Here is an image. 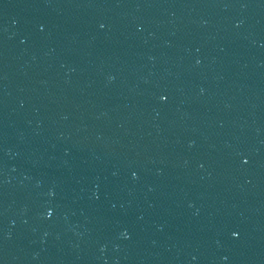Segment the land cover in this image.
I'll list each match as a JSON object with an SVG mask.
<instances>
[{
  "label": "water",
  "instance_id": "95a60500",
  "mask_svg": "<svg viewBox=\"0 0 264 264\" xmlns=\"http://www.w3.org/2000/svg\"><path fill=\"white\" fill-rule=\"evenodd\" d=\"M0 264H264V0H0Z\"/></svg>",
  "mask_w": 264,
  "mask_h": 264
},
{
  "label": "snow or ice",
  "instance_id": "6c2138e0",
  "mask_svg": "<svg viewBox=\"0 0 264 264\" xmlns=\"http://www.w3.org/2000/svg\"><path fill=\"white\" fill-rule=\"evenodd\" d=\"M101 27H103V25H101ZM160 99H161V100H164V99H166V97H165V96H161ZM245 162H246V161H245ZM135 175H136V173H133V176H135ZM51 211H52V210L49 209V211H48V213H47L48 216H51ZM232 235L235 237V236L238 235V233L235 232V231H233V232H232Z\"/></svg>",
  "mask_w": 264,
  "mask_h": 264
}]
</instances>
